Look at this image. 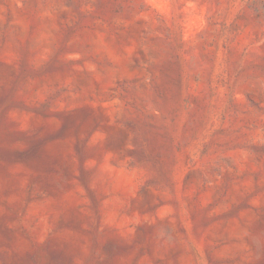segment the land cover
I'll return each instance as SVG.
<instances>
[{
	"label": "rangeland",
	"instance_id": "rangeland-1",
	"mask_svg": "<svg viewBox=\"0 0 264 264\" xmlns=\"http://www.w3.org/2000/svg\"><path fill=\"white\" fill-rule=\"evenodd\" d=\"M0 264H264V0H0Z\"/></svg>",
	"mask_w": 264,
	"mask_h": 264
}]
</instances>
